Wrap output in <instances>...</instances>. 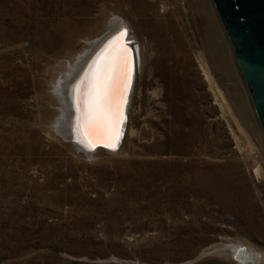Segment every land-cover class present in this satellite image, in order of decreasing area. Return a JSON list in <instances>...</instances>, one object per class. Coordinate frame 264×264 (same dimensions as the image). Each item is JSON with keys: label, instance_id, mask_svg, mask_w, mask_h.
<instances>
[{"label": "rangeland", "instance_id": "374dc122", "mask_svg": "<svg viewBox=\"0 0 264 264\" xmlns=\"http://www.w3.org/2000/svg\"><path fill=\"white\" fill-rule=\"evenodd\" d=\"M147 1L145 20L136 0H0V264H246L237 244L264 264V131L224 28L201 0ZM115 14L145 53L131 133L89 157L47 130V90Z\"/></svg>", "mask_w": 264, "mask_h": 264}, {"label": "bare ground", "instance_id": "6f19581e", "mask_svg": "<svg viewBox=\"0 0 264 264\" xmlns=\"http://www.w3.org/2000/svg\"><path fill=\"white\" fill-rule=\"evenodd\" d=\"M136 4H137L136 5L137 11L140 12L141 15L145 16L143 18H145V20L151 19V17H149L147 15L150 12V8H152L151 3L147 0H136ZM200 4L206 11L208 9L210 10L209 14H206L205 20L212 23L213 35L215 36L214 32H217L218 29H221L222 25L220 24L221 21H220L218 15H217V12L214 8L213 1L212 0H201ZM164 8L163 9L166 11L167 7L165 5H164ZM179 10L182 11V8H179ZM122 18L123 17H121L120 15L115 14V17H113L112 19L108 18L104 22L102 29H105V27L109 28V33H108L109 38L114 34L120 35L121 31L123 30L121 28H127L128 29V26L130 25V23L126 20H123ZM147 21H149V20H147ZM128 32H129V30H128ZM223 32H225V31L223 30ZM216 36H217V34H216ZM216 36H215V38H216ZM221 37L224 38V34ZM127 38L130 39L131 41H133L132 40L133 38H131L129 36V34H128ZM218 38H220V37H218ZM107 41L108 40H106L102 44L101 48L99 47L98 44H96L95 47L93 48L92 52L90 51L86 54V55L90 54L89 57H91L95 54L96 55L92 59L90 65L86 69V71L84 73L80 74L77 78L73 79L71 81V83H69L65 88H61L60 89L61 93H59V92L55 93V90H52L50 93L49 90H47L49 102H50L51 107L53 108L51 110L52 111L51 117L49 118L50 119L49 121H52V122L49 126H47L48 127L47 130H51L53 133H55V134L51 133L53 138L58 137L62 140H65L73 148H75L74 150H76L79 153H83L89 157L94 156L95 154L100 153L101 151H105V152L111 153V154L113 153L115 155L117 153L121 154V152H123V144L125 142L124 138L126 139L127 135H129L131 133V128L129 125L127 133L124 132V130H123L119 135V139L113 140L111 134H108V135L96 134V133L89 134V132L86 128L85 114L88 113V111H89V105L92 106V112L90 114L88 123L91 124L94 128L102 126L104 123V116H105L106 112L110 109L109 101H110L111 96H112L113 87L117 86V85L122 87L123 75L121 72V62H122V58H123V48L120 45V41L117 43V37H116V40L111 42V43H106ZM227 42L228 41L226 40V44H228ZM73 44H75V43H73ZM224 44H225V42H224ZM224 44L221 43L219 45L224 46ZM130 45H131V47H133L135 49V51H134L135 55H136L135 77H138L139 72L141 73V70H142V63L144 60V54L145 53H144V50L142 49L139 38L137 39L136 43L133 41ZM105 74H107L109 77L107 79V81H105V79H104ZM97 77H100V84L98 87L96 85ZM238 86H239V84H238ZM133 89H134V86H133ZM239 89H240V87H239ZM212 91H214V90H212ZM214 93H215V91H214ZM236 94H237V92H236ZM245 94L247 95L246 98L249 100L247 90H245ZM132 99H133V96H131V100ZM131 100L129 103V110L131 108L130 107L131 106L130 105ZM67 109H70V111L67 112ZM129 110H128L127 116H129ZM130 112H131V110H130ZM58 117H62V121L59 122L61 127H62V133H60L57 130L51 129V127L57 126V124H53V121L57 122ZM59 120H61V119H59ZM127 123H128V121L124 122L123 127L125 129L127 128ZM257 123L259 124L258 121H257ZM119 128L120 127L118 125V130H119ZM122 133L125 134L124 138L122 137ZM48 134H50V133H48ZM48 137L51 138L49 135H48ZM121 141H122V143H121ZM257 175H259V174H257ZM244 247H246V246H244ZM244 247H242L240 244L232 245V247L228 250L229 255L233 258H235L234 255H236V258L238 259V261H240V263H246V264L252 263L253 261L258 260L260 257L262 258V255L259 254L258 252H256L255 250H252L250 247H248L249 249H247V247L246 248H244ZM252 264H254V263H252Z\"/></svg>", "mask_w": 264, "mask_h": 264}, {"label": "water", "instance_id": "95a60500", "mask_svg": "<svg viewBox=\"0 0 264 264\" xmlns=\"http://www.w3.org/2000/svg\"><path fill=\"white\" fill-rule=\"evenodd\" d=\"M213 2L231 44L241 78L249 91L255 116L264 130V0H213ZM118 36L112 35L106 43L115 41ZM132 42L127 37L120 41L122 48L130 50L128 55L133 61V72L124 104V118L119 124V133L123 130L125 132L123 125L128 120L129 103L135 83L136 55L135 49L130 45Z\"/></svg>", "mask_w": 264, "mask_h": 264}, {"label": "snow or ice", "instance_id": "6c2138e0", "mask_svg": "<svg viewBox=\"0 0 264 264\" xmlns=\"http://www.w3.org/2000/svg\"><path fill=\"white\" fill-rule=\"evenodd\" d=\"M128 29L124 28L119 37H117V43L124 38L128 37ZM129 49L123 48V58L121 62V72L123 75L122 87L119 85L114 86L112 90V96L109 101L110 109L106 112L104 116V123L100 127L94 128L91 124L88 123L90 114L92 112V106L89 105V111L85 114L86 128L89 134H111L113 140L119 139V130L118 125L123 121V111L124 104L126 103V94L130 85V80L133 72V61L132 58L128 55ZM108 75L105 74V81L108 79ZM100 84V77H97L96 85L97 87Z\"/></svg>", "mask_w": 264, "mask_h": 264}]
</instances>
